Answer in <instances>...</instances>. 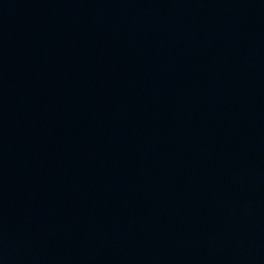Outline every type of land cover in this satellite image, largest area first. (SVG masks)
I'll return each instance as SVG.
<instances>
[{
  "label": "water",
  "instance_id": "1",
  "mask_svg": "<svg viewBox=\"0 0 264 264\" xmlns=\"http://www.w3.org/2000/svg\"><path fill=\"white\" fill-rule=\"evenodd\" d=\"M0 264H264V0H0Z\"/></svg>",
  "mask_w": 264,
  "mask_h": 264
}]
</instances>
